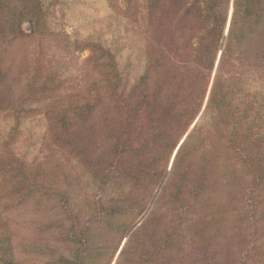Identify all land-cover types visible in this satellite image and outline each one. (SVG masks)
<instances>
[{"label":"trees","instance_id":"obj_1","mask_svg":"<svg viewBox=\"0 0 264 264\" xmlns=\"http://www.w3.org/2000/svg\"><path fill=\"white\" fill-rule=\"evenodd\" d=\"M41 10V0H0V116H10L14 121L9 129L0 128V197L6 194L10 201L16 197L15 203L19 204L37 191L28 177L30 164L15 152L14 141H7L10 132L28 116L23 113L25 103L31 112L45 119L52 135L58 134L56 138L51 136L58 149H66V153L89 165L97 190L103 191L95 199L97 219L119 212L113 204L118 196L113 194L121 178L139 180L153 171L157 182L147 204L154 203L169 176L166 169L176 165L188 134L185 132L202 106V111L208 108L212 112L211 128L215 133H243L241 137L222 138L227 144L228 162L237 155L230 150L254 146L255 131H260L264 121V0H172V16H153L150 22L155 30L145 37V66L133 84L125 85L126 79L124 83L109 47L84 43L81 48L86 47L89 54L83 64H89L92 79L73 93L69 87L60 88L66 76L54 82L62 71L49 70L46 62L50 59L41 62L37 56L32 69L24 71L19 80L7 77L3 67L10 42L27 35L23 22H30V34H39L45 19ZM130 23L132 27L137 25L136 20ZM84 75L90 77L87 72ZM97 111L99 115L94 116ZM192 111L195 114L186 123ZM211 143L212 151H205L201 145L198 148L201 166L192 177L191 188L197 200L206 194L212 174L209 162L204 160L205 154L214 153ZM251 155L247 153L245 158L251 160ZM225 176L226 172L222 174ZM188 192H179L176 202L188 199ZM210 206L205 204L202 211L180 212V216L176 213L172 232L163 242L172 241V248L177 249L196 244L202 255L193 259L195 262L182 255L172 258V264H209L206 249L211 240L224 250L234 242V232L230 236L226 226L238 227L245 221L238 222L232 214L219 210V205L207 210ZM133 233L126 234L119 254ZM250 235L254 236L252 231L242 238L252 245L250 255L235 260L221 258L215 264H264V242L255 246L256 238L248 240ZM11 251L10 244L0 243V261L4 252L10 259Z\"/></svg>","mask_w":264,"mask_h":264},{"label":"rangeland","instance_id":"obj_2","mask_svg":"<svg viewBox=\"0 0 264 264\" xmlns=\"http://www.w3.org/2000/svg\"><path fill=\"white\" fill-rule=\"evenodd\" d=\"M41 2L40 14L45 19L37 31L39 34H30V22H23L22 28L27 35L10 42L3 67L7 77L19 80L24 71L32 69L37 56L41 62L50 59L46 62L49 70L62 71L54 82L66 76L67 80L61 82L60 88L69 87L70 93L85 88L83 82L92 79L89 64H83L89 54L86 47L81 48L84 43L96 42L109 47L121 78L124 83L126 79V86H130L145 66V37L155 30V26H150L153 16H172V0ZM134 20L137 25L132 27L130 22L134 23ZM238 32L235 28V33ZM215 52L214 48L212 56ZM215 69L216 65L209 74L212 75ZM85 72L90 77H86ZM207 78L206 75V81ZM23 106V113L28 116L10 132L7 141H14L15 152L23 155L30 164L28 177L36 184L33 186L37 191L27 195L22 202L18 201L19 204L15 203L16 197L12 201L6 194L0 197V243L12 247L11 258L4 252L0 264H169V260L172 264V258L178 259L182 255L195 262L193 259L202 255L196 244L177 249L172 248V241L164 243L163 240L172 232L176 213L180 216V212L202 211L206 209H201L205 204L211 205L207 210L219 205V210L232 214L238 222L245 221L238 227L226 226L230 236L234 232V242L228 249H219L217 242L211 240L206 249L209 264H215L221 258L235 260L250 255L252 245L242 241L246 232L252 231L255 246L264 242V121L260 131H255L254 146L228 148L237 153L236 159L228 162L225 158L227 144L222 138L241 137L243 133H215L211 128L212 112L208 108L202 111V106L185 132L188 134L183 138L176 165L172 170L166 169V177L169 176L154 203L147 204L157 182L153 171L139 180L121 178L113 192V197L118 196L113 204L119 212L97 219L95 199L103 191L97 190L89 165L66 153V149H58L57 142L51 139L58 134L52 135L48 131L45 119L31 112L28 103ZM193 114L194 111L187 116L186 123ZM97 115L99 111L94 113ZM13 122L10 116H0L3 130L9 129ZM180 132L181 128L178 134ZM210 143L215 147L214 153L205 154L204 160L209 162L212 174L207 180L206 194L197 200L191 188L194 187L192 177L201 166L197 159L201 152L198 148L201 145L205 151H212ZM247 153L252 154L253 159L245 158ZM165 160L164 165L167 156ZM244 161L249 165L250 173ZM224 169L226 176L222 177L224 172L220 171ZM185 190H189V198L176 202L178 193ZM141 216L143 218L132 228ZM132 233L123 253L119 254L126 234ZM254 236L250 235L248 240ZM246 249L248 252L244 253Z\"/></svg>","mask_w":264,"mask_h":264},{"label":"water","instance_id":"obj_3","mask_svg":"<svg viewBox=\"0 0 264 264\" xmlns=\"http://www.w3.org/2000/svg\"><path fill=\"white\" fill-rule=\"evenodd\" d=\"M162 184V183H161ZM161 184H160V186L158 187V190H157V192L159 191V189H160V187H161ZM157 192H156V194H157ZM151 204H152V202H151ZM150 204V205H151ZM150 207V206H149ZM145 215V213L143 214V216ZM143 216H141V218L132 226V228L134 227V226H136L137 224H138V222H140V220L143 218Z\"/></svg>","mask_w":264,"mask_h":264}]
</instances>
